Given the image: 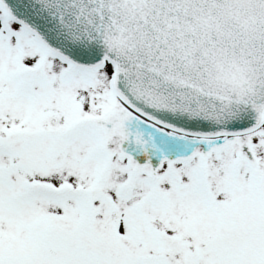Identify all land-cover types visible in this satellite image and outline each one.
I'll use <instances>...</instances> for the list:
<instances>
[{
	"label": "snow or ice",
	"instance_id": "obj_1",
	"mask_svg": "<svg viewBox=\"0 0 264 264\" xmlns=\"http://www.w3.org/2000/svg\"><path fill=\"white\" fill-rule=\"evenodd\" d=\"M0 264H264V0H0Z\"/></svg>",
	"mask_w": 264,
	"mask_h": 264
}]
</instances>
